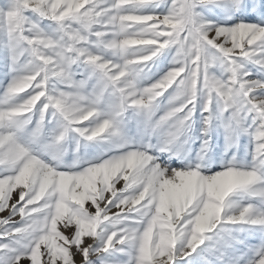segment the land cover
<instances>
[{
    "label": "snow or ice",
    "instance_id": "snow-or-ice-1",
    "mask_svg": "<svg viewBox=\"0 0 264 264\" xmlns=\"http://www.w3.org/2000/svg\"><path fill=\"white\" fill-rule=\"evenodd\" d=\"M0 264H264V0H0Z\"/></svg>",
    "mask_w": 264,
    "mask_h": 264
},
{
    "label": "rangeland",
    "instance_id": "rangeland-1",
    "mask_svg": "<svg viewBox=\"0 0 264 264\" xmlns=\"http://www.w3.org/2000/svg\"><path fill=\"white\" fill-rule=\"evenodd\" d=\"M0 75H2V70H0Z\"/></svg>",
    "mask_w": 264,
    "mask_h": 264
}]
</instances>
